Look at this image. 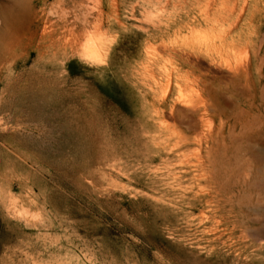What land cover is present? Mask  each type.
Segmentation results:
<instances>
[{"label": "rangeland", "instance_id": "obj_1", "mask_svg": "<svg viewBox=\"0 0 264 264\" xmlns=\"http://www.w3.org/2000/svg\"><path fill=\"white\" fill-rule=\"evenodd\" d=\"M0 264H264V0H0Z\"/></svg>", "mask_w": 264, "mask_h": 264}, {"label": "bare ground", "instance_id": "obj_2", "mask_svg": "<svg viewBox=\"0 0 264 264\" xmlns=\"http://www.w3.org/2000/svg\"><path fill=\"white\" fill-rule=\"evenodd\" d=\"M4 5V4H3ZM7 7V5H5ZM2 7V6H1ZM3 9V8H2ZM12 10V9H11ZM35 14V13H34ZM7 25V24H6ZM94 51V50H93Z\"/></svg>", "mask_w": 264, "mask_h": 264}]
</instances>
